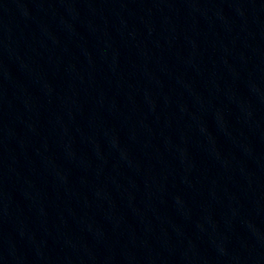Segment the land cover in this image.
I'll return each mask as SVG.
<instances>
[{
  "label": "water",
  "instance_id": "1",
  "mask_svg": "<svg viewBox=\"0 0 264 264\" xmlns=\"http://www.w3.org/2000/svg\"><path fill=\"white\" fill-rule=\"evenodd\" d=\"M171 264H264V0H224Z\"/></svg>",
  "mask_w": 264,
  "mask_h": 264
}]
</instances>
